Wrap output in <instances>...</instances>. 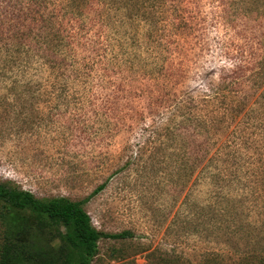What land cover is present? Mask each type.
I'll use <instances>...</instances> for the list:
<instances>
[{
	"label": "rangeland",
	"instance_id": "obj_1",
	"mask_svg": "<svg viewBox=\"0 0 264 264\" xmlns=\"http://www.w3.org/2000/svg\"><path fill=\"white\" fill-rule=\"evenodd\" d=\"M262 58L264 0H0V181L134 234L93 264L264 253Z\"/></svg>",
	"mask_w": 264,
	"mask_h": 264
},
{
	"label": "trees",
	"instance_id": "obj_2",
	"mask_svg": "<svg viewBox=\"0 0 264 264\" xmlns=\"http://www.w3.org/2000/svg\"><path fill=\"white\" fill-rule=\"evenodd\" d=\"M261 61L258 66L262 68L260 75L264 76V58ZM233 81H238V75L232 77L230 83ZM263 87L261 85L260 89ZM225 103L228 112L235 111L234 102L226 95ZM86 201L68 197L40 198L10 182L0 181L3 237L0 264H93L102 239L134 237L131 231L117 234L99 231L85 209ZM149 255V264H264V253L234 257L225 252H208L197 262L176 253L157 254L155 251Z\"/></svg>",
	"mask_w": 264,
	"mask_h": 264
}]
</instances>
